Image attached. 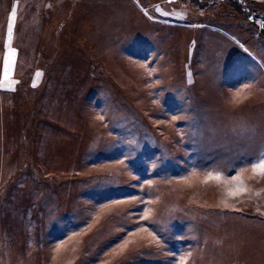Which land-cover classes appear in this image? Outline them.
Listing matches in <instances>:
<instances>
[{"label":"rangeland","instance_id":"obj_1","mask_svg":"<svg viewBox=\"0 0 264 264\" xmlns=\"http://www.w3.org/2000/svg\"><path fill=\"white\" fill-rule=\"evenodd\" d=\"M263 141L264 0H0V264H264Z\"/></svg>","mask_w":264,"mask_h":264},{"label":"snow or ice","instance_id":"obj_2","mask_svg":"<svg viewBox=\"0 0 264 264\" xmlns=\"http://www.w3.org/2000/svg\"><path fill=\"white\" fill-rule=\"evenodd\" d=\"M165 15H167V13H165ZM15 18H16V12L13 11L11 13V16H10V19H9V22H8V25H7V45H10L11 44V41H12V37H13V27H14V21H15ZM16 53V50L14 48H11V47H8V51L5 55V59H4V79L7 80L8 79V65H9V62L11 60V58L15 55ZM141 67H144V65H141ZM37 75H40V73H37ZM159 81H157L158 83ZM236 96L237 97H240V93L237 92L236 93ZM242 99H239L237 100L236 102L239 103V102H242ZM177 117L176 116H173V120H176ZM121 163H124V161H121ZM253 170L254 171H259V173L261 174H264V159H260L259 163H256L253 165ZM220 175L217 173L215 176L213 175L212 172H209L207 177H206V180H212V179H215V180H220ZM234 180L235 179H238V176H233L232 177ZM146 183L148 184H151L152 181L151 180H148L146 181ZM231 195H236V193H230ZM132 200L134 201H139L140 203H144L143 200L139 197H132ZM116 203H121L122 201H115ZM224 207L225 208H229L230 205H228L226 202L224 203ZM238 211V210H237ZM138 220H141V221H147L148 220V215L147 213H144V214H140L138 215ZM127 241L125 242V247L127 246ZM191 255V253H189V256Z\"/></svg>","mask_w":264,"mask_h":264},{"label":"trees","instance_id":"obj_3","mask_svg":"<svg viewBox=\"0 0 264 264\" xmlns=\"http://www.w3.org/2000/svg\"><path fill=\"white\" fill-rule=\"evenodd\" d=\"M34 9L36 10L37 7H35ZM17 19H18V18H16V20H17ZM17 23H18V22H17ZM17 38H18V36H17V31L14 30V41H15V45H16V40H17ZM14 41H13V42H14ZM24 130H25V129H24ZM29 174H30V173H29ZM26 176H27V175H26ZM31 176H32V174H31ZM33 179H34V178H33ZM7 193H9V192H7ZM2 206H3V205H2ZM2 206H1V207H2ZM3 209H4V208H3ZM1 210H2V209H1ZM1 210H0V211H1Z\"/></svg>","mask_w":264,"mask_h":264},{"label":"crops","instance_id":"obj_4","mask_svg":"<svg viewBox=\"0 0 264 264\" xmlns=\"http://www.w3.org/2000/svg\"><path fill=\"white\" fill-rule=\"evenodd\" d=\"M261 146H264V141L263 142H261ZM264 148V147H263ZM262 149H260V151H261ZM260 151H259V154H260ZM263 183V185H264V182H262Z\"/></svg>","mask_w":264,"mask_h":264}]
</instances>
